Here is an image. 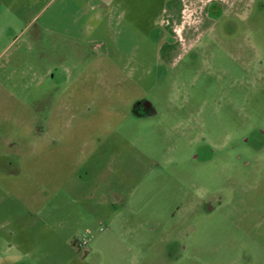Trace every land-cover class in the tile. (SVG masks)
<instances>
[{"label": "rangeland", "instance_id": "374dc122", "mask_svg": "<svg viewBox=\"0 0 264 264\" xmlns=\"http://www.w3.org/2000/svg\"><path fill=\"white\" fill-rule=\"evenodd\" d=\"M87 1L0 0V264H264V0Z\"/></svg>", "mask_w": 264, "mask_h": 264}, {"label": "crops", "instance_id": "0c3cea01", "mask_svg": "<svg viewBox=\"0 0 264 264\" xmlns=\"http://www.w3.org/2000/svg\"><path fill=\"white\" fill-rule=\"evenodd\" d=\"M135 4L133 3V0H88L87 1V7L89 8H137ZM208 8H213V5L212 7L209 6Z\"/></svg>", "mask_w": 264, "mask_h": 264}, {"label": "flooded vegetation", "instance_id": "af4514ba", "mask_svg": "<svg viewBox=\"0 0 264 264\" xmlns=\"http://www.w3.org/2000/svg\"><path fill=\"white\" fill-rule=\"evenodd\" d=\"M143 106H144V104H143ZM146 107V109L144 110V112H150L151 111V106H150V104L149 103H146V105H145ZM136 109V108H135Z\"/></svg>", "mask_w": 264, "mask_h": 264}, {"label": "clouds", "instance_id": "9594fccd", "mask_svg": "<svg viewBox=\"0 0 264 264\" xmlns=\"http://www.w3.org/2000/svg\"><path fill=\"white\" fill-rule=\"evenodd\" d=\"M198 195H200V193H198Z\"/></svg>", "mask_w": 264, "mask_h": 264}]
</instances>
